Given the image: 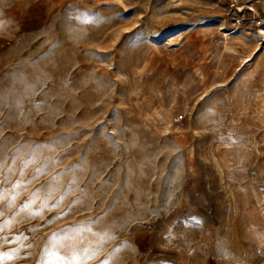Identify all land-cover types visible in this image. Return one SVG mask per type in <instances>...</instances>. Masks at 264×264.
<instances>
[{
	"label": "rangeland",
	"instance_id": "1",
	"mask_svg": "<svg viewBox=\"0 0 264 264\" xmlns=\"http://www.w3.org/2000/svg\"><path fill=\"white\" fill-rule=\"evenodd\" d=\"M0 264H264V0H0Z\"/></svg>",
	"mask_w": 264,
	"mask_h": 264
}]
</instances>
